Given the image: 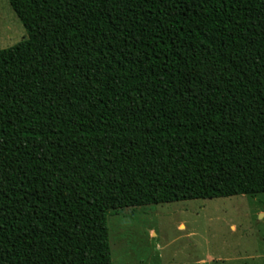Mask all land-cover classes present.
<instances>
[{
	"label": "trees",
	"instance_id": "16d2710c",
	"mask_svg": "<svg viewBox=\"0 0 264 264\" xmlns=\"http://www.w3.org/2000/svg\"><path fill=\"white\" fill-rule=\"evenodd\" d=\"M9 1L0 264H114V213L264 194V0Z\"/></svg>",
	"mask_w": 264,
	"mask_h": 264
},
{
	"label": "rangeland",
	"instance_id": "374dc122",
	"mask_svg": "<svg viewBox=\"0 0 264 264\" xmlns=\"http://www.w3.org/2000/svg\"><path fill=\"white\" fill-rule=\"evenodd\" d=\"M26 38L0 0V50ZM109 229L114 264H264V194L123 209Z\"/></svg>",
	"mask_w": 264,
	"mask_h": 264
}]
</instances>
